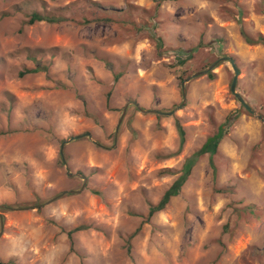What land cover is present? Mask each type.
Masks as SVG:
<instances>
[{"label": "rangeland", "instance_id": "obj_1", "mask_svg": "<svg viewBox=\"0 0 264 264\" xmlns=\"http://www.w3.org/2000/svg\"><path fill=\"white\" fill-rule=\"evenodd\" d=\"M243 32L264 38V0H0V264H264V123L217 63L264 116ZM231 115L216 172L201 158L148 219Z\"/></svg>", "mask_w": 264, "mask_h": 264}, {"label": "trees", "instance_id": "obj_2", "mask_svg": "<svg viewBox=\"0 0 264 264\" xmlns=\"http://www.w3.org/2000/svg\"><path fill=\"white\" fill-rule=\"evenodd\" d=\"M233 17L240 25H242L243 21H242L241 14L240 15L239 14H233ZM56 20H58V19L48 18V17L40 15L39 13H34V14H32V16L29 20V24L33 25L36 22H43V21L56 22ZM242 34H243L246 42L250 45H255V44H260V43L264 44V38L263 37H260L258 40H254L253 38L248 36L245 32H243ZM52 51L57 52L58 49L54 48V49H52ZM30 58L34 59V56H30ZM43 70H46V68L42 67V66H38L36 68L27 69L24 72H21L20 76L24 77L27 74L38 73V72L43 71ZM210 77L213 78V75H210ZM118 79H119V77L116 76V80H118ZM110 96H111V94L109 93L108 97H107L108 102H109ZM86 115H88L89 117H94V116H92V114L90 112H87ZM236 118H237L236 116L231 115L223 124L218 126L216 133H214L212 136L207 138V140L205 141V143L202 145V147L199 150H197L191 157L186 159V161L183 165V168H182V174L177 178V180L173 183V185L166 191L163 198L159 201L158 204L150 205L148 219L152 218L156 213L163 211L167 207V205L169 204L171 199L173 197H177L180 194L183 186L185 185V183L189 179V176L191 175L193 168L195 167V165L198 163V161L201 158L208 155L210 165L213 168L214 173L216 172V168L214 165V157L218 154V147H219L220 142L222 141V139L224 138L228 128L233 124V122L236 120ZM176 126H177V131H178V134L180 137V146H179L178 151L174 155H178L182 151L183 146H184L185 141H186V131H185L184 127L182 126V124L179 120L176 121ZM165 172H168V171H165ZM95 193H97V192H95ZM0 208L1 209H8L6 206H0ZM85 229H86L85 226H80V227L68 232L67 235H68V238L70 240V249L72 252H75L73 235L76 232L81 231V230H85Z\"/></svg>", "mask_w": 264, "mask_h": 264}, {"label": "water", "instance_id": "obj_3", "mask_svg": "<svg viewBox=\"0 0 264 264\" xmlns=\"http://www.w3.org/2000/svg\"><path fill=\"white\" fill-rule=\"evenodd\" d=\"M221 61H225V62H230L231 64H232V67H233V69H234V71H235V76H234V79H233V82H232V85H231V91H232V93L235 95V97L238 99V101L242 104V106L249 112V113H251L253 116H255L258 120H260L261 122H263L264 123V116H262V115H260V114H258L245 100H244V98L240 95V94H238V92L236 91V88H237V83H238V78H239V75H240V70H239V68H238V66H237V64H236V62H235V60L233 59V58H231V57H224V58H222V59H220L217 63H219V62H221ZM207 73V71H205V72H201V73H198V74H196V75H194L193 77H190V78H188L184 83H183V96H184V103H185V100H186V88H185V85H186V83L187 82H189L192 78H194V77H198V76H200V75H202V74H206ZM140 110H142L138 105H136ZM126 109H127V107L125 108V111H124V113H123V115H122V118H121V120H120V122H119V125H118V127H117V134H116V136L118 135V131H119V128H120V125H121V123H122V120H123V118H124V116H125V113H126ZM143 111V110H142ZM172 113H170L169 115H171ZM84 136H87L88 138H90V139H92V136H91V134H85V135H81V136H77V137H73V138H71L69 141H66V142H64V144H63V146L62 147H64V145L66 144V143H69L70 141H72V140H76V139H80V138H82V137H84ZM70 175L72 176L73 174H71L70 173ZM3 221H1V223H2ZM2 227H3V223H2Z\"/></svg>", "mask_w": 264, "mask_h": 264}]
</instances>
